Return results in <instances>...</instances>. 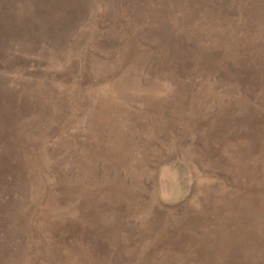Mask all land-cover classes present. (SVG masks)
<instances>
[{
	"label": "rangeland",
	"instance_id": "374dc122",
	"mask_svg": "<svg viewBox=\"0 0 264 264\" xmlns=\"http://www.w3.org/2000/svg\"><path fill=\"white\" fill-rule=\"evenodd\" d=\"M0 264H264V0H0Z\"/></svg>",
	"mask_w": 264,
	"mask_h": 264
},
{
	"label": "bare ground",
	"instance_id": "6f19581e",
	"mask_svg": "<svg viewBox=\"0 0 264 264\" xmlns=\"http://www.w3.org/2000/svg\"><path fill=\"white\" fill-rule=\"evenodd\" d=\"M235 206V205H234ZM217 227V226H216Z\"/></svg>",
	"mask_w": 264,
	"mask_h": 264
}]
</instances>
